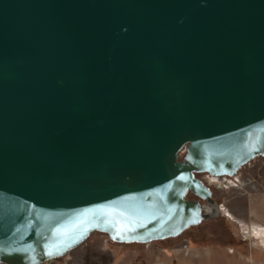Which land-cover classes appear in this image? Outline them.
<instances>
[{
    "label": "water",
    "instance_id": "water-1",
    "mask_svg": "<svg viewBox=\"0 0 264 264\" xmlns=\"http://www.w3.org/2000/svg\"><path fill=\"white\" fill-rule=\"evenodd\" d=\"M257 158L264 0H0V264L177 238Z\"/></svg>",
    "mask_w": 264,
    "mask_h": 264
},
{
    "label": "rangeland",
    "instance_id": "rangeland-1",
    "mask_svg": "<svg viewBox=\"0 0 264 264\" xmlns=\"http://www.w3.org/2000/svg\"><path fill=\"white\" fill-rule=\"evenodd\" d=\"M200 177L210 185L219 205V216L203 222L200 226L202 231L193 227L177 238L146 245L115 243L105 234L94 233L67 256L47 264H167L177 259L172 254L188 249L204 256V264H264L261 240L249 241L250 229L240 219L243 209L248 207H244L246 199L241 195H255L263 189L264 158H257L243 168L237 176L238 181L230 179L235 182L232 185L230 181L221 179L219 185L218 182L212 183L210 176ZM189 198L195 199V196L190 195ZM248 211H251L250 207ZM252 257L260 261L252 262Z\"/></svg>",
    "mask_w": 264,
    "mask_h": 264
},
{
    "label": "crops",
    "instance_id": "crops-1",
    "mask_svg": "<svg viewBox=\"0 0 264 264\" xmlns=\"http://www.w3.org/2000/svg\"><path fill=\"white\" fill-rule=\"evenodd\" d=\"M235 182H230V184H234ZM263 189H264V181H263ZM256 193L255 195L252 193H245L241 195V198L246 199L244 201V207L248 205L251 211L247 209H243L242 216L240 217L241 221L245 223L247 227H249V237L247 238L249 241L261 240V246L264 249V196H262L264 190ZM251 219H249V217ZM252 223V224H251ZM250 225V226H249ZM252 228V229H251ZM180 252V253H179ZM234 254V251H231ZM177 259L173 261L170 260L167 264H204V256H199L198 252H193L188 249L187 251H178L175 254ZM208 256H210L208 254ZM211 257V256H210ZM252 262L260 261L258 258H251ZM259 263V262H257Z\"/></svg>",
    "mask_w": 264,
    "mask_h": 264
},
{
    "label": "bare ground",
    "instance_id": "bare-ground-1",
    "mask_svg": "<svg viewBox=\"0 0 264 264\" xmlns=\"http://www.w3.org/2000/svg\"><path fill=\"white\" fill-rule=\"evenodd\" d=\"M206 176H207V175H206ZM210 178H211V182H212V183H217V182H218L219 185L222 183L221 179L218 178V177H211V176H210ZM218 180H219V181H218ZM227 180L230 181V178L227 179ZM220 181H221V183H219ZM228 181H225V182H228ZM230 182H231V181H230Z\"/></svg>",
    "mask_w": 264,
    "mask_h": 264
},
{
    "label": "built area",
    "instance_id": "built-area-1",
    "mask_svg": "<svg viewBox=\"0 0 264 264\" xmlns=\"http://www.w3.org/2000/svg\"><path fill=\"white\" fill-rule=\"evenodd\" d=\"M251 164V163H250ZM249 164V165H250ZM220 179H222V181H228L227 179H229L228 177H222V178H220ZM230 179H233V180H237V176L235 177V178H230ZM238 181V180H237ZM51 263V262H50Z\"/></svg>",
    "mask_w": 264,
    "mask_h": 264
},
{
    "label": "flooded vegetation",
    "instance_id": "flooded-vegetation-1",
    "mask_svg": "<svg viewBox=\"0 0 264 264\" xmlns=\"http://www.w3.org/2000/svg\"><path fill=\"white\" fill-rule=\"evenodd\" d=\"M216 186H217V188H219L218 185H216ZM211 190H212V189H211ZM212 192H213V190H212ZM201 224H202V223H201ZM201 224H200L199 226H197V227L200 228ZM200 231H202V228H200ZM184 233H185V232H184Z\"/></svg>",
    "mask_w": 264,
    "mask_h": 264
}]
</instances>
